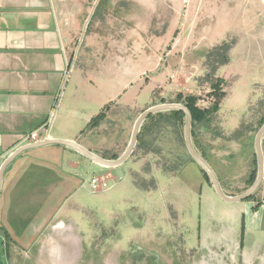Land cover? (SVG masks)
Returning a JSON list of instances; mask_svg holds the SVG:
<instances>
[{
	"label": "rangeland",
	"instance_id": "rangeland-1",
	"mask_svg": "<svg viewBox=\"0 0 264 264\" xmlns=\"http://www.w3.org/2000/svg\"><path fill=\"white\" fill-rule=\"evenodd\" d=\"M80 2L84 23L75 27L58 99L76 74L90 80L88 69L99 81L96 112L104 109L109 120L83 136L116 160L140 109L183 105L178 94L194 95L207 108L217 101L210 84L220 79L219 109L208 122L190 123V141L225 195L245 193L257 177L254 138L264 123V0ZM222 43L230 44L225 63L224 54L213 52ZM126 114L133 119L127 134ZM154 120L115 169L93 162L73 172L63 164L66 180L52 175L42 188L34 176L25 189L32 192L29 204L21 202L14 218L0 212L10 263L204 264L197 250L211 246L227 252L226 264H243L241 247L264 252V216L257 229L247 224L250 214L245 225L239 209L245 204L264 214V134L254 198L228 203L191 162L185 118ZM101 175L109 177L107 187L92 191L90 179Z\"/></svg>",
	"mask_w": 264,
	"mask_h": 264
},
{
	"label": "crops",
	"instance_id": "crops-1",
	"mask_svg": "<svg viewBox=\"0 0 264 264\" xmlns=\"http://www.w3.org/2000/svg\"><path fill=\"white\" fill-rule=\"evenodd\" d=\"M69 1L72 0H0V166L12 152L29 144L25 139L27 134L46 123L49 130L40 133L39 142L46 139L69 140L99 158L112 160L96 151L93 138L90 140V137L83 136L93 129L109 125L107 111H103V118L95 126L86 127L99 113L95 109L98 105L94 107V96L98 90L94 82L99 84L97 77L92 79L88 69L84 73L90 80L76 74L70 86L67 82L66 96L58 99L76 43L73 36L75 27L84 23H80L83 2ZM124 118L126 133L133 119L128 114ZM93 162L96 163L77 150L58 144L20 152L3 170L0 212L5 215L11 213L10 217L14 218L21 202L29 204L28 196L32 192L25 189L33 186L34 176L38 178L35 185L42 188L52 175L58 177L60 183L66 180L62 174L63 164L74 172L85 164L95 167ZM73 172H70L72 179ZM241 205L239 209L244 223L250 214L251 221L247 220V224L261 229L264 214L254 211L249 205L247 208ZM5 242L0 234V264H11L8 246H3ZM214 249L203 246L197 250L198 258L204 264H226L227 252L220 247ZM240 250L243 264H264V252L243 247Z\"/></svg>",
	"mask_w": 264,
	"mask_h": 264
},
{
	"label": "water",
	"instance_id": "water-1",
	"mask_svg": "<svg viewBox=\"0 0 264 264\" xmlns=\"http://www.w3.org/2000/svg\"><path fill=\"white\" fill-rule=\"evenodd\" d=\"M170 110H178L182 111L184 116H185V129H184V140L186 144L187 151L191 158L200 166V168L208 175L210 182L216 192V194L219 196V198L225 202L228 203H234V202H239L242 200L247 199L250 197L255 190L258 188L259 183L261 182L262 176H263V157H262V151H261V138L264 134V123L261 125V127L258 129V131L255 134L254 138V147H255V154H256V160H257V177L255 179V182L253 185L243 194L239 196H227L225 195L222 190L219 187L218 181L212 172V170L209 168V166L197 155L195 152L191 141H190V123H191V118L189 111L187 110L186 107L183 105L177 104V103H162V104H156L153 106H150L143 110L137 119L135 120V123L133 125V129L131 132V137L130 140L124 150V152L119 156L116 160L112 161H107L102 158H99L95 156L94 154L88 152L85 150L83 147L79 146L78 144L74 143L73 141L69 140H52V139H46L44 141L36 142V143H30L27 144L21 148H18L14 152H12L1 164L0 166V185H1V178H2V173L5 168V166L8 164V162L14 158L17 154L20 152L31 149V148H36L40 146H45V145H50V144H58V145H64L70 148H73L86 156L87 158H90L91 160L95 161L96 163L100 164L103 167L109 168V167H116L123 163L128 156L131 154L133 147L135 146V143L138 138L139 134V129L142 124V122L151 114L157 113V112H163V111H170Z\"/></svg>",
	"mask_w": 264,
	"mask_h": 264
},
{
	"label": "trees",
	"instance_id": "trees-1",
	"mask_svg": "<svg viewBox=\"0 0 264 264\" xmlns=\"http://www.w3.org/2000/svg\"><path fill=\"white\" fill-rule=\"evenodd\" d=\"M229 49H230V44L222 43L220 46L215 47L213 52L217 53L218 55L224 54L225 57L223 56L224 58H222V61H223V63H225L227 61L225 53H227V51ZM221 84H222V82L220 79H218L214 83L210 84L211 93H214L216 95L217 101H215L213 104H211L207 108H200L197 105V97L194 95H188L185 97H183L179 94L177 95L176 98H177L178 102H181L183 104V106L186 107L187 110L189 111L190 118H191V127L194 124L199 123V122H208L210 115L212 113H216L218 111L219 101H220L221 97L224 95L223 93H220V94L218 93L220 90ZM161 102H163V101H161ZM103 111H104V109L101 112H99L96 116H94L90 120V122L87 124L86 127L95 126L103 118V115H104ZM164 117L167 119L171 118L174 121L176 120V122H178V123H180V121H182V119L185 118L183 112L178 111V110L163 111V112H157L155 114H151L143 121V124L141 125L137 140H139L141 138L142 132L147 129V126L150 123H152L153 121H155L154 120L155 118H164ZM263 122H264V119L261 118L260 123H263ZM190 159H191V162L193 161L198 166V169L201 172V175L203 176L205 181L207 183H209L210 180L208 179L207 174L200 168V166L191 157H190ZM247 182L249 183V181H247ZM253 198H254V195H251L250 197H248L247 199H245L243 201L252 200Z\"/></svg>",
	"mask_w": 264,
	"mask_h": 264
},
{
	"label": "built area",
	"instance_id": "built-area-1",
	"mask_svg": "<svg viewBox=\"0 0 264 264\" xmlns=\"http://www.w3.org/2000/svg\"><path fill=\"white\" fill-rule=\"evenodd\" d=\"M49 130V124H43L41 125L37 130H34L33 132L27 134L26 136V141L30 144V143H36L39 142L40 140V133H47ZM108 176H93L90 179L89 185L92 191H97L103 188L107 187V180H108Z\"/></svg>",
	"mask_w": 264,
	"mask_h": 264
}]
</instances>
